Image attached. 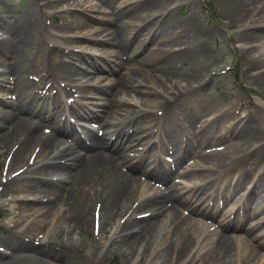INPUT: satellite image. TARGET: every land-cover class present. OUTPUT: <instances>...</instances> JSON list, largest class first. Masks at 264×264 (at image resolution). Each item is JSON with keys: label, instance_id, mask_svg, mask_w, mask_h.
Segmentation results:
<instances>
[{"label": "bare ground", "instance_id": "bare-ground-1", "mask_svg": "<svg viewBox=\"0 0 264 264\" xmlns=\"http://www.w3.org/2000/svg\"><path fill=\"white\" fill-rule=\"evenodd\" d=\"M222 1L227 7L231 26L238 23L242 26L250 24L236 32L237 38L262 45L264 25L260 23L264 21V0ZM162 2V0H121L117 4L106 2L111 6L110 10L104 13L108 19L100 20L105 23L104 26L91 24L88 18H81L80 29L85 31L71 36L73 42L113 43L116 48L115 55L120 64L128 70L112 81L117 96L128 86L129 80L143 78L146 72V77L138 82L149 86V92L145 95L157 99L156 105L162 110L160 113L162 116L158 119L162 123L159 124L158 121L147 128L140 124L128 131L126 127L132 119L124 120L121 122V130L109 138L106 136L107 133L100 134L92 130V133H87L85 137H74L73 145L57 149L56 155L49 159L50 155L39 151L51 148L52 152V148L61 142L58 135H74L78 131L69 118L64 117V120L61 117L64 111L61 112L58 108L65 106L62 105L60 96L54 97L50 105H41L37 109L29 103L8 102L10 111L0 116V145L4 147L6 140H9L10 144L6 147V152L10 153L8 170L13 173V177L17 176V179L13 178V183L17 182L21 175L31 172L26 166L16 167L24 159L28 161V153L35 159L34 161H40L43 156L52 160L41 164L36 173L48 169L51 173L42 176L51 181L57 180V183L50 184L45 183L42 180L44 178L33 177L32 184L26 185L32 199L42 200V204L34 207L33 213L28 216L39 215L43 209H47L46 213L50 215L47 223L45 219L47 215H41L36 220L38 224L30 225V233L38 228L46 233L50 225L53 227L58 224H61L64 230L56 237L60 243L53 240L50 235H42L41 240L44 241L46 238V242L41 241L38 246L23 241L16 232L11 231L5 240L0 239V264H9L19 253H27L33 264H49L50 259L54 260L52 264H99L97 258L74 260L71 256L74 246L63 240L64 236L74 235L75 232L87 235L90 223L93 228V222L97 221L102 231L106 226L110 227L113 238L111 244L119 245L125 264H135L137 258L139 261L144 260L149 248L141 251L143 242L145 247H150L161 235L165 237L162 243L166 242L157 255L161 259V264H232L236 255H239V264H264L258 250L245 244V237L241 234V232L250 234L264 223V164L261 165L264 163V128L249 110L238 109L230 117V121H225L224 114L215 115L211 119L206 118L203 121L206 123L205 127L207 126L206 134L198 145L210 143L216 147L196 152L197 161L200 163L197 170L181 168L183 161L191 154L188 144L194 142V130L192 133H185L186 126L177 122L176 116L171 118V109L175 108V105L174 101L166 97L165 92L181 95L180 91L193 85L195 81L193 72L197 69L192 67V70L171 72L170 67L182 65L195 54H205V42L215 31L200 27L194 20L179 23L172 21L164 13L168 3L161 4ZM25 14L23 21L18 25L6 27L0 24V30L5 33L0 39V65H4L3 71L10 77L14 89H18L24 83L27 85L24 76L30 69L21 66L23 52L42 42L40 36L30 34L29 31L39 26L43 34L47 32L49 34V26L44 22L45 13L41 8L26 11ZM187 29L197 31L200 43L196 47L181 38L180 34ZM54 30L59 32V29ZM129 30L134 31L128 35ZM94 33L108 35L109 38L91 39ZM133 43L136 47L129 51ZM90 55L87 56L83 49L52 46L47 54V65L37 71L34 70L32 76L41 73L42 77L51 78L58 85H63L62 83L73 72H84L83 76L88 73L89 69L81 66L77 68L75 66L77 62L87 63L95 71H104L105 68L96 60H91ZM244 56L247 70H256V76H260L264 88V54L259 53L255 45H252L245 50ZM131 58H134L133 62L128 63L127 60ZM141 66L154 70L156 77L154 75L150 77L149 70L146 69L144 73H139V77L131 73L132 70L139 72ZM32 95L35 96V93L32 92ZM69 96L73 95L69 94L65 98L68 99ZM146 101H151V98L143 99V103ZM123 105L126 106L124 103ZM74 113L77 116L82 115L77 111ZM203 113L204 109L198 106L185 115V118L192 127H197L199 123L197 121L204 117ZM132 114L135 113L128 116ZM34 116H37V121L32 120ZM84 116L88 120L100 118L97 112H87ZM154 118L152 114V119ZM219 120L223 125L217 129ZM43 122L51 124L52 132L48 136L41 132ZM181 122L184 123V120ZM102 126L112 127V122L102 121ZM198 127L201 132L203 127L201 125ZM160 129H166L167 133L163 135ZM135 144L143 146L137 154V163L157 162L159 167L156 165V169L150 171L138 169V172L134 173L135 167L127 163L124 151ZM35 146L38 147V153L32 154ZM238 154L243 156L249 154L250 160L242 163L241 159H235ZM166 156H170L171 159ZM173 159V163H167ZM135 166L139 168L138 164ZM221 171L228 173V180L218 190L216 202L209 201L208 191L214 185L212 177ZM173 174L191 178L200 176L201 179L186 188L188 196L185 198L182 197L185 192L175 193L174 189L167 192L151 191L152 185L140 182L142 177H147L167 184ZM26 179L28 178H20L23 181ZM58 182L59 184L65 182L67 186L63 189L58 188L55 185ZM10 183L11 178L4 181L1 191L3 192ZM240 188L243 193L235 198ZM199 193L205 195V198L198 202ZM228 199H232L233 204L238 206L234 211L221 214L220 220L217 221L220 230L217 233L213 232L201 220L215 219L221 206ZM206 200L207 206L211 203L213 208L218 209L215 212L205 208L199 209V205ZM92 203L93 210L98 214L95 216L93 211L94 218L90 217ZM6 205L10 213L14 212L10 203ZM62 208L63 213L57 216ZM118 216L120 217L117 218ZM41 219H45L43 228L40 226ZM203 234L205 236L201 239L200 245L194 249ZM207 235H216V238L212 241L206 237ZM256 246L264 248V242L257 243Z\"/></svg>", "mask_w": 264, "mask_h": 264}, {"label": "rangeland", "instance_id": "rangeland-1", "mask_svg": "<svg viewBox=\"0 0 264 264\" xmlns=\"http://www.w3.org/2000/svg\"><path fill=\"white\" fill-rule=\"evenodd\" d=\"M121 0H106V2L118 3ZM161 4L168 3L167 8L164 10V13L169 16L172 21L177 23L181 21L194 20L202 28H211L215 33L210 36L206 42L205 54L193 55L190 59L185 61L182 65L176 67H170L171 72L178 70H192V67H195L197 70L193 72L194 82L193 85L180 91L181 95L166 93V97L171 101H174V107L171 109V118L176 116V121L184 124V132L188 133L193 131L194 142L188 144V150L191 151V154L186 157V159L181 164V167H188L190 170H197L200 167L196 158V152L198 151H208L214 149L216 146L211 145L210 143H202L201 146L198 144L202 141L203 137L206 134L207 126L203 121L208 118L211 119L215 115L224 114L225 121H230L235 112L239 110H249L253 116L259 119L261 127L264 128V88L262 86V80L260 76H256V70H247L244 65L246 56L244 52L247 48L255 45L259 53L264 54V43L260 45L258 42L249 43L242 40H239L236 36V32L245 29L248 25L242 26L238 23L235 26H231L227 14V7L222 0H162ZM172 1V2H171ZM104 0H0V24L3 26H15L20 24L25 17L26 11L37 10L41 8L45 13L44 22L49 26V34H43L41 32V27H36L35 29L29 31L30 34L40 36L42 42L37 43L32 48L27 49L23 52L21 57V66L28 68L26 72L25 80L27 85L20 86L18 89H14V85L10 82V77L8 74H5L4 65H0V116L10 111V106L8 102H18L20 103H29L32 105H40L45 102V98L39 99L45 90L49 93H53L54 97L61 98L62 105H67L65 107H59L61 112V117L64 119L69 118L73 123H76V128L78 131L74 135H58L61 138L60 144H56L52 151H55L56 147H67L73 145L74 137L83 136L87 133L91 134L92 130L95 133H107L108 138L112 135H115L116 132L121 130V122L124 120H130L129 125H127L128 131L135 128L138 125H143L144 127H149L153 123L158 122V117L162 116L161 109L156 105V100L153 99V96L145 95L146 92H149V86L146 84H140L138 82L142 81L146 77V70H149L148 75L156 77L155 71L147 69V67L141 66L139 72L134 70L131 71L136 77H139V73H144L143 78H138L137 80H129L127 87L123 89L122 93L119 96L115 94L116 90L114 85H112L113 79L122 75L125 72H128L120 64L119 59L115 55L116 48L113 43L102 42L100 44H92L88 41L73 42L71 36L78 34L79 32H84L85 29H80L81 18H88L91 20V24L97 26H104L105 23L100 22L106 21L107 16H105V11L110 10L111 5H107ZM92 6V8H91ZM75 11H71V10ZM97 9V10H96ZM103 23V24H102ZM258 25V24H257ZM264 25V21L260 23ZM53 28V29H52ZM54 29H59L55 31ZM134 30H129L128 35L132 34ZM5 33L0 30V39L3 38ZM181 38L184 41L194 45L195 47L200 43L197 37V31L194 29H187L181 34ZM91 39H107L108 35H97L94 33ZM35 40V38H34ZM60 45L65 48L72 49H83L85 54L90 55L91 60H96L101 66L105 68L104 71H95L91 69L87 63H79L75 65L77 68L89 69L86 76H83L82 73H72L67 80H65L63 85H58L53 79L42 77L43 74H38V76H32V72L38 69H42L43 66L47 65V54L49 53V48L52 46ZM136 44L133 43L129 51L134 49ZM90 53V54H88ZM125 56L123 57V59ZM134 58L128 59V63H132ZM79 65V66H78ZM80 71V70H78ZM161 74V73H160ZM14 78V76H12ZM51 84L49 90L46 89L48 85ZM27 86V88H26ZM73 86L75 90H71L69 87ZM132 86V87H130ZM29 87V89H28ZM130 90V92H129ZM32 92L35 93V96L32 95ZM31 94V95H30ZM69 96L68 99L65 97ZM170 94V95H169ZM75 98L74 101L68 103L69 98ZM151 98V101H146L143 103V99ZM126 104V106L123 105ZM198 106H201L204 109L202 114L204 117H200V121H197V127H192L188 120H186L185 115L197 109ZM35 109V108H34ZM74 111L80 112L81 116L78 117ZM87 112H97L100 114L99 119L88 120L84 115ZM229 112L228 114H225ZM131 113L132 116H128ZM143 114V116H142ZM152 114L154 119H152ZM201 115V116H202ZM64 119V120H65ZM188 119V118H187ZM32 120L37 121V116H34ZM184 120V123L181 122ZM102 121H111L112 127H103ZM145 122V123H144ZM162 121H159V124ZM236 123V121H235ZM199 125L203 127V130L199 132ZM222 121L219 120V128H221ZM229 125V123H227ZM233 125V124H232ZM231 125V126H232ZM41 132L44 136H48L52 132V127L50 122L41 123ZM162 134H166V129H160ZM112 141V140H110ZM9 140H6L4 147L0 145V239L11 233V231L16 232L19 237L27 242L38 246L41 242L42 235H50L52 239L57 240L58 237L64 230V227L60 224L50 225L45 233L44 230L38 228L33 233L31 232L30 225L38 224L36 221L41 215H47L45 219H50L49 213H46L47 209H43L39 215L28 214L33 213V208L38 207L42 204V200L32 199L33 197L28 194L29 190H26V185L32 184L31 178L41 177L51 173L50 170L44 169L39 173H36V169L43 163L51 162L49 160L55 152H51V148L48 150L39 151V153L44 152L49 159H45L43 156L40 161H34L30 154H27V159L21 162L20 165H16L17 168L28 167V171L31 172L21 175L18 178V181L13 183V173L8 170V163L10 161V153L6 152V147L9 145ZM143 149V146L140 144H135L132 148L125 150V159L127 163H131L135 167L134 173L139 170H154L156 167H159L157 162L145 161L142 164L137 163V154ZM195 151V153H192ZM38 153V147L35 146V151L32 154ZM171 158L170 156H166ZM249 154L243 156L238 154L235 159H241L240 162L244 163L250 160ZM28 162V164H26ZM174 159L172 162L173 163ZM33 163V164H32ZM139 165V168L135 164ZM262 163L261 165H263ZM260 167V164H259ZM126 168V167H125ZM137 168V171H136ZM174 177L167 183L169 187L165 188L166 184H162L159 187V181H151L148 179V183L153 186V190H160L167 192L169 189H174L175 193H183L186 191V188L189 185H192L196 182H199L201 177L197 176L195 178L190 177H179L173 175ZM22 177H27L26 180H20ZM228 173L221 171L220 173L215 174L212 179L214 180L213 187L208 191L210 197L216 200V194L220 188H222L228 180ZM12 179V183L2 190V184L4 181ZM211 179V178H210ZM45 183L54 184L57 183V180H48L46 178L42 179ZM180 183H177L179 182ZM58 188H64L67 186L65 182L55 184ZM23 190L24 192H22ZM137 190V186H135ZM27 191V192H25ZM243 193L242 189L237 190L235 198L241 196ZM200 194V193H199ZM186 193L183 194V198L187 197ZM201 197V195H198ZM7 203L13 206L12 213L8 210ZM257 202H255L256 204ZM252 208H254V205ZM90 207V217H93V206ZM238 204H233L232 199H228L223 204V209H221V214L225 211H234ZM184 210V209H183ZM208 210L214 212V208L211 205ZM63 213V208L58 212L57 216ZM130 213V212H129ZM229 213V212H228ZM26 214V216H25ZM260 215V214H259ZM118 216L117 218H119ZM216 217V220L206 219L203 223L206 227H209L213 232H218L220 229L216 221L220 218ZM35 218V219H34ZM45 219H41V227H44ZM105 231V232H104ZM104 231L95 230L94 226L92 228V223H90L89 233L78 234L77 232L74 235L64 236V241L68 244L74 246L71 252V256L74 260H86L98 259L99 264H125L123 257L121 256V250L118 244H111L112 241V232L109 226L104 228ZM211 233V232H209ZM241 234L245 237V244L251 248H256L259 252V257L264 259V248L257 247V243L264 242V223L254 230L250 234ZM71 236V237H70ZM74 236V237H73ZM205 236L203 234L199 237L198 242L195 244V248L200 245L201 239ZM207 238L210 240H215V236L207 235ZM44 238L43 243L46 242ZM165 237L163 235L159 236L150 247H145V242L141 245V251L145 248H149L147 255L144 260L139 261V258L136 259L135 264H160L161 259L158 258V252L162 248V243ZM243 253V252H240ZM33 254V253H30ZM30 257L32 255H29ZM245 257V256H243ZM54 263L53 259H50L49 264ZM9 264H33V261L27 256V253H19L14 260L10 261ZM239 264V255H236L234 258V263Z\"/></svg>", "mask_w": 264, "mask_h": 264}]
</instances>
